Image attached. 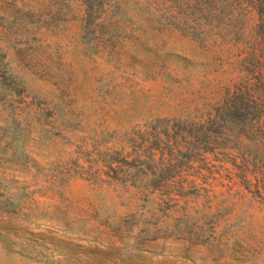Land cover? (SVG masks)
<instances>
[{
  "label": "rangeland",
  "instance_id": "obj_1",
  "mask_svg": "<svg viewBox=\"0 0 264 264\" xmlns=\"http://www.w3.org/2000/svg\"><path fill=\"white\" fill-rule=\"evenodd\" d=\"M78 1L0 0V264H264V205L217 162L168 171L190 192L175 200L107 168L120 137L171 116L175 81H217L204 36L82 30Z\"/></svg>",
  "mask_w": 264,
  "mask_h": 264
},
{
  "label": "trees",
  "instance_id": "obj_2",
  "mask_svg": "<svg viewBox=\"0 0 264 264\" xmlns=\"http://www.w3.org/2000/svg\"><path fill=\"white\" fill-rule=\"evenodd\" d=\"M77 6L82 30L87 20L94 29L107 21L116 33L129 29L157 41L194 30L211 57L200 67L217 75L198 88L175 81L171 116L150 117L120 137L122 146L106 155L109 171L147 192L170 190L167 198L175 200L190 192L175 189L167 172L214 161L231 187L264 205V0H79ZM112 6L120 15L108 19ZM174 57L176 78H183L186 60Z\"/></svg>",
  "mask_w": 264,
  "mask_h": 264
}]
</instances>
